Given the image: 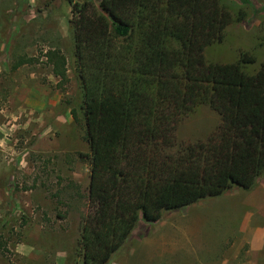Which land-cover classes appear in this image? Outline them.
<instances>
[{
	"label": "trees",
	"instance_id": "trees-1",
	"mask_svg": "<svg viewBox=\"0 0 264 264\" xmlns=\"http://www.w3.org/2000/svg\"><path fill=\"white\" fill-rule=\"evenodd\" d=\"M66 2L89 165L77 254L81 264H108L140 220L157 223L264 178V60L251 71L249 54L207 60L233 21L222 0ZM44 57L65 81L61 52ZM202 106L217 114L215 129L179 140Z\"/></svg>",
	"mask_w": 264,
	"mask_h": 264
},
{
	"label": "rangeland",
	"instance_id": "rangeland-1",
	"mask_svg": "<svg viewBox=\"0 0 264 264\" xmlns=\"http://www.w3.org/2000/svg\"><path fill=\"white\" fill-rule=\"evenodd\" d=\"M222 2L233 21L206 58L232 62L245 53L256 58L248 68L254 70L264 60V0ZM70 18L66 0H0V256L9 264H81L77 240L87 212L89 165L81 156L88 147ZM50 50L66 60L65 81L44 57ZM19 58L30 62L14 69ZM218 122L209 107H199L177 137L204 140ZM242 225L264 228V178L249 191L234 188L166 212L157 223L140 220L108 264H241L253 253ZM28 252L34 260L26 259Z\"/></svg>",
	"mask_w": 264,
	"mask_h": 264
},
{
	"label": "crops",
	"instance_id": "crops-1",
	"mask_svg": "<svg viewBox=\"0 0 264 264\" xmlns=\"http://www.w3.org/2000/svg\"><path fill=\"white\" fill-rule=\"evenodd\" d=\"M4 175L0 173V215L3 213L2 206L4 204ZM244 236L243 239L245 243L252 249V254H248L242 259L241 264H264V254L260 253L264 248V228L252 229L250 227L246 228L245 226L241 227ZM26 259L28 261L34 260V255L28 252ZM0 264H9V261L4 260L0 256ZM234 258L229 260L222 259L223 262L234 261ZM14 262V261H13Z\"/></svg>",
	"mask_w": 264,
	"mask_h": 264
}]
</instances>
